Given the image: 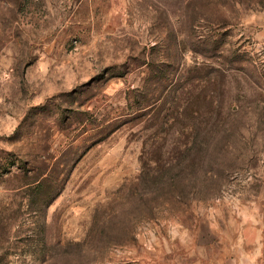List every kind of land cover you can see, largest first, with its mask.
I'll list each match as a JSON object with an SVG mask.
<instances>
[{"label":"rangeland","instance_id":"obj_1","mask_svg":"<svg viewBox=\"0 0 264 264\" xmlns=\"http://www.w3.org/2000/svg\"><path fill=\"white\" fill-rule=\"evenodd\" d=\"M0 264H264V0H0Z\"/></svg>","mask_w":264,"mask_h":264}]
</instances>
